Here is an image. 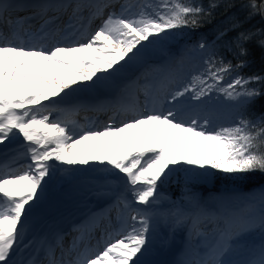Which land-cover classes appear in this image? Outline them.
<instances>
[{
    "label": "snow or ice",
    "instance_id": "obj_1",
    "mask_svg": "<svg viewBox=\"0 0 264 264\" xmlns=\"http://www.w3.org/2000/svg\"><path fill=\"white\" fill-rule=\"evenodd\" d=\"M237 7L246 10L245 20L264 21V0H159L156 6L143 0H0V146L22 137L30 161L22 170L0 164V264H144L163 226L152 209L179 170L192 173V181L210 182L217 173L242 185L261 181L259 196L240 207L225 198L206 201L189 189L195 211L187 220L199 252L185 264H264V242H246L253 232L264 233V103L259 115L251 111L264 100V89L252 86L264 75L231 76L248 65L250 45L264 49V28L244 29L238 17H229L216 39L236 32L224 44L236 63L215 42L199 40L193 50L207 53L202 67L187 82L179 74L166 76L159 99L143 109L121 98L113 105L125 116L119 122L114 115L103 128L77 133L73 122L53 118L64 111L55 105L142 62L173 30L196 29L218 9ZM94 19L101 23L89 34L86 25ZM214 96L236 109L232 124L211 127L206 108ZM79 173H94L88 190L112 199L89 218L111 223L116 212L119 227L107 234L103 250L79 251L84 234L76 225L72 231L80 234L71 245L62 230L51 229L29 259H15L32 246L26 243L29 221L50 186L58 178L77 180ZM170 215L173 225L182 222Z\"/></svg>",
    "mask_w": 264,
    "mask_h": 264
},
{
    "label": "bare ground",
    "instance_id": "obj_2",
    "mask_svg": "<svg viewBox=\"0 0 264 264\" xmlns=\"http://www.w3.org/2000/svg\"><path fill=\"white\" fill-rule=\"evenodd\" d=\"M98 21L99 19H94L90 25H86L89 34L94 31L98 24ZM121 98H123L124 101L128 100L130 102V104H128L129 106L139 108V104H143L146 100L145 96H140L136 94L134 84L127 85L125 87V90L122 92ZM84 102V100H80L76 103H72L71 109H69V107L67 106L71 103L69 99H65V101L59 104L60 106H63V108H65L68 112V114H66L65 116L69 115L71 119H74L77 115L85 112H91L93 115H102L101 119L97 123L93 122L90 127L95 126L99 128L104 125L107 120H109V117H112L114 115L119 118V120H123L125 118L123 113L117 114L116 112H114L113 105L117 102L116 100L113 101L110 99H105L103 101V107H100L101 105L79 106ZM74 107L76 108L74 109ZM96 109L98 111H96ZM79 132L80 130H77V133ZM23 143L24 142L22 137H18L11 145H8L7 148L0 146V164L6 163L11 165L13 169L22 170L28 163H30V161L26 157V152L22 147ZM111 203V198L99 197L90 192L88 190V182L72 184L56 192L53 196L43 202L41 207L37 211H35L31 216V219L29 221V229L26 235V241L33 242L32 246L29 247V249H36L37 243L41 235L45 232L50 231L51 229H60L63 231V233L65 232V243L66 245H68L69 243L67 242L66 238L71 236L74 232L69 229L67 222H71L73 220L74 222H82V216L90 212L94 206L98 207L100 212L101 209L107 208V206ZM114 212L115 211H113L112 213ZM89 218L87 221L88 223H86L89 227L88 229H90V232L86 233L85 238H91V240H93L99 245L100 250L108 242L107 234L113 232L115 228L113 229L111 227L112 224L108 222V219L101 218V220L96 225V222L95 224L91 223ZM104 222L108 223L110 228H108V225L103 224ZM86 223H79V225L81 226ZM98 231H100V234L98 235L102 236L100 238L101 242L96 240V234L98 233ZM105 241L106 243L104 244ZM89 249H93V247H89ZM92 252L95 253L94 251ZM23 254L24 249H21V251L16 254L15 259L18 260L20 258L18 256H23Z\"/></svg>",
    "mask_w": 264,
    "mask_h": 264
},
{
    "label": "trees",
    "instance_id": "obj_3",
    "mask_svg": "<svg viewBox=\"0 0 264 264\" xmlns=\"http://www.w3.org/2000/svg\"><path fill=\"white\" fill-rule=\"evenodd\" d=\"M203 3L207 5L208 0H203ZM246 15V10H243L239 7L234 8L228 12H225L223 8H220L215 12L214 19H212L211 22L203 23L201 27H198L196 29L183 28L173 30V35L168 40L157 44L165 48L164 53L172 50L177 51L178 56L180 58H184L186 64L189 65L188 68L192 70L193 74H195L202 67L201 60L202 58L207 56V53L205 52H202L198 49L193 50L196 43L201 39H206L209 44L215 42L222 55L227 60H232L233 63H236V58L233 56V54L226 48H224L225 41L230 40L232 37H234L236 35V32H229L224 40L217 41L216 37L218 31L226 27L230 23L229 17L232 16H236L239 18V20L243 23L244 29L255 30L264 28V21H262L259 16H256L250 20H245ZM249 47L251 49L252 55L249 57L248 65L237 72H233L231 74L232 77L236 75H264V49L259 48L255 44H252ZM228 79H230V77L226 78L225 84L228 82ZM252 86L264 89V82L254 84ZM261 103H264V100H258L256 104L251 108V111L259 115ZM206 111L208 112L210 118L219 121H226V126L231 124V121L236 118V109L230 102L226 101L223 96H214L212 103L207 106ZM191 175L192 173L184 170L177 171L172 176V178H175L174 180H176V182L170 180V182L172 183V186L169 187L170 191L175 193L180 187H183V189H186L185 193H188L189 189H191L192 191H195L198 196L204 197L207 196L209 192L218 193L222 188H236L238 191L237 193L240 196H246L257 192L258 187L261 183V181L257 179L253 182L242 185L233 182L231 179L222 176L219 173H217L215 178L210 182L192 181L189 179ZM186 180L190 181L189 184H184ZM209 185H211L212 187L210 188Z\"/></svg>",
    "mask_w": 264,
    "mask_h": 264
},
{
    "label": "rangeland",
    "instance_id": "obj_4",
    "mask_svg": "<svg viewBox=\"0 0 264 264\" xmlns=\"http://www.w3.org/2000/svg\"><path fill=\"white\" fill-rule=\"evenodd\" d=\"M124 2V1H123ZM122 2V3H123ZM131 2H133V3H137V2H140V1H136V0H131ZM143 2H146V3H151L153 6H155V5H157L158 3H159V0H143ZM117 11H118V9H116ZM100 23H101V20L99 21V25H100ZM98 25V26H99ZM98 28V27H97ZM96 28V29H97ZM95 29V30H96ZM158 50V51H157ZM163 52H165V50L163 49V47L162 46H157V49L155 50V51H153L151 48H150V50H149V53H148V55L145 57V59L142 61V62H140V63H138V64H136V65H134V66H132V67H135V68H140V69H143L144 68V65L146 64L145 63V61H147V60H149V59H152V60H156V59H159L160 58V53H163ZM176 65L178 66L179 65V67H177L178 69H176V68H167V69H161V73H162V76L160 77V79L158 80V82L156 83V78H152V79H150V80H148L144 85H146L145 87L144 86H142V87H144L147 91H152V93H154L155 95L157 94H159L160 93V87L162 86V84L164 83V78L167 76H169L168 78L169 79H173V78H175V76L177 75V73L178 74H180V76H182V78L183 79H186L187 81L190 79V77H191V75H190V73H191V71H189L190 69L188 68V66L189 65H187L186 64V62H185V60H184V58H177L176 59ZM176 65L174 64L173 66H175L176 67ZM158 69H160V67L158 68ZM153 70H157L156 68H154ZM147 73L146 72H143L142 73V75L141 76H144V75H146ZM145 77V76H144ZM155 79V80H154ZM134 80H136V79H134ZM137 82L138 83H142V80H137ZM155 82V84H152V83H154ZM133 82H131V81H129V82H126V83H123V86H121V92H122V90H124L125 89V87L127 86V85H131ZM110 84L111 83H109V87H110ZM153 86H152V85ZM118 86H120V85H118ZM119 87H117V89H118ZM107 89V88H106ZM116 89V90H117ZM107 90H109V89H107ZM107 90H105V91H107ZM71 96H73V95H71ZM71 96H69V97H71ZM147 101H152V99H148ZM165 107H167V105L165 106ZM54 108L55 109H58L59 107H58V104L57 105H55L54 106ZM141 109H143V106L141 107ZM58 111H54L53 112V118H56L57 116H58ZM99 117L100 116H96L95 117V119H92V120H90L89 121V123L86 125H84V127H90V124L92 123V121H95V122H98L99 121ZM211 119V121H212V124H211V127L212 128H217V127H219V126H222V124L221 123H219V122H217L215 119H212V118H210ZM234 120L235 119H233L232 121H231V124L234 122ZM109 122V120H107L106 122H105V124L106 123H108ZM104 124V125H105ZM103 125V126H104ZM230 125V124H229ZM103 128V127H102ZM63 175V174H62ZM176 177V176H175ZM59 179V178H58ZM175 178H172L171 180L173 181V182H176V180H174ZM59 181H63V180H61V179H59ZM77 182H81V180L79 181V180H77V181H74V182H72L71 184H74V183H77ZM189 180H186L185 182H184V184H189ZM168 184V186H170L172 183L169 181V183H167ZM172 186V185H171ZM186 186V185H185ZM52 189H55V185L52 187ZM233 188H231L230 190H232ZM178 190H181L182 191V193H184V190L185 189H183V187H180ZM230 190H227L228 192L230 191ZM259 192H257V194L256 195H254V196H259V194H260V190H258ZM55 190L53 191V194H51V195H54L55 193ZM223 192L224 191H222V194L220 193V195L218 196V197H216L214 194L213 195H211V197L209 198V199H207L206 201H209V202H213V201H215V199L214 198H216V200H219V199H221V198H225V195L223 194ZM222 195V196H221ZM228 195L229 196H227L228 198H230L228 201L230 202V204L232 205V206H235L236 207V205L238 206V207H240L241 206V204H242V200L240 201L241 203H238V202H236V198H235V196H233L234 194H232V192L231 193H228ZM213 196H215L214 198H213ZM252 196V195H251ZM250 196V197H251ZM50 197V196H49ZM240 197V199H243L244 197L243 196H239ZM248 198H249V195L247 196ZM180 198V197H179ZM226 199V198H225ZM244 200V199H243ZM45 201V200H44ZM166 200H162L161 202V204H160V207L158 208V210L155 212L156 213V216H157V220L158 221H161L162 219H161V213H160V209L162 208V206L165 204V203H169L170 201H166ZM179 201L181 202V200L179 199ZM183 201H185V199H183ZM188 201H190L189 200V198H188ZM175 203H178L179 204V202L178 201H175ZM159 205V204H158ZM172 205H174L173 203H172ZM136 207H144V206H141V205H137ZM184 207V206H183ZM182 209V210H181ZM171 214H173V213H176V214H178L179 216H180V219H181V223H178V224H175V225H173L172 224V220H171V218L169 219V224H172V227H173V229H174V233L176 234V232H177V230H178V226L179 225H182L183 226V228H188V220H187V216L189 215V214H191V213H193V211L191 210V211H188V209L186 208V207H184V208H179V207H176V206H173L172 208H171ZM171 217V216H170ZM160 231V229H158V232ZM173 232V231H172ZM247 238V237H246ZM263 238V237H262ZM264 239V238H263ZM263 242H264V240H263ZM192 244V243H191ZM193 244H194V239H193ZM260 244V243H259ZM177 245V246H176ZM258 245V244H257ZM176 247V248H178L179 246H180V244H179V242L177 241V239L175 238V236H171V239H170V241H162V243H161V246H160V248H162V249H164V250H171V248H173V247ZM196 247V249H197V254H198V252H199V247L198 246H195ZM34 252V250H31L30 251V249L28 248L27 250H25L24 249V254H23V256L19 259V260H27V259H29L30 258V256H32V253ZM243 257L241 256H237V259H242ZM189 261H190V259H189Z\"/></svg>",
    "mask_w": 264,
    "mask_h": 264
},
{
    "label": "water",
    "instance_id": "obj_5",
    "mask_svg": "<svg viewBox=\"0 0 264 264\" xmlns=\"http://www.w3.org/2000/svg\"><path fill=\"white\" fill-rule=\"evenodd\" d=\"M121 183H123V182L121 181Z\"/></svg>",
    "mask_w": 264,
    "mask_h": 264
}]
</instances>
